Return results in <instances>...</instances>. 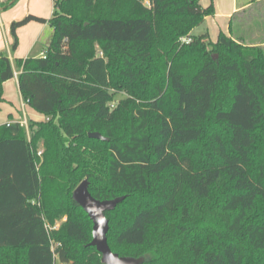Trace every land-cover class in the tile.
I'll use <instances>...</instances> for the list:
<instances>
[{"label": "trees", "instance_id": "obj_1", "mask_svg": "<svg viewBox=\"0 0 264 264\" xmlns=\"http://www.w3.org/2000/svg\"><path fill=\"white\" fill-rule=\"evenodd\" d=\"M213 14L200 0H59L48 20L10 24L11 51L29 22L52 35L16 60L23 101L47 120L0 126V264H102L72 200L83 180L97 200L124 197L105 212L120 257L264 264V49L231 35L238 13L216 42L191 34ZM13 76L1 51L0 103ZM117 90L132 97L124 140L106 129Z\"/></svg>", "mask_w": 264, "mask_h": 264}, {"label": "crops", "instance_id": "obj_2", "mask_svg": "<svg viewBox=\"0 0 264 264\" xmlns=\"http://www.w3.org/2000/svg\"><path fill=\"white\" fill-rule=\"evenodd\" d=\"M43 1L45 2L44 10ZM10 2L11 0H0V52H6L14 72L13 78L2 85L4 101L0 103V126L6 123H19L22 120L26 121L27 125L30 121L47 120L44 115L36 113L23 101L18 87L19 70L16 60L40 57L50 41L52 30L47 23L29 22L17 29V48L11 51L10 24L20 21L27 15L48 20L52 17L53 3L51 0H21V3L17 2L8 7L7 4ZM210 2L212 5L215 4L216 16L213 14L206 17L200 26L191 31V34L195 36L207 34L208 39L215 42L214 38L220 32L229 33L230 19L233 15L238 13L239 16L242 12L246 13L264 0H214V2L200 0L203 7H207ZM197 29H199L198 33L194 34ZM46 33L47 36L44 39ZM260 45L264 46V43Z\"/></svg>", "mask_w": 264, "mask_h": 264}, {"label": "rangeland", "instance_id": "obj_3", "mask_svg": "<svg viewBox=\"0 0 264 264\" xmlns=\"http://www.w3.org/2000/svg\"><path fill=\"white\" fill-rule=\"evenodd\" d=\"M206 1V0H203ZM18 3H21V0L17 1ZM16 2V3H17ZM52 2V0H51ZM214 2V0H212ZM45 2L43 1V10H44ZM213 11L214 16H216V10H215V4H213ZM232 29L233 33H231L234 37H240L243 36L244 42H247V44L250 45H257L261 44V42L264 41V2H261L257 5H255L251 10L244 13L242 12L241 15L237 17V19L232 23ZM198 30L194 31V34L198 33ZM229 34V33H228ZM235 34V35H233ZM47 36V33L43 37ZM195 36V35H194ZM217 37L214 38V41L216 42ZM264 49V46H262ZM114 97L110 104H108L109 113H112L114 116L113 120H109L106 124V129L111 133V136L116 139L124 140L126 137V110L130 109L132 107V102L129 99H132L126 92L122 90L113 91ZM220 94L216 98V108L220 107V103H218L219 100L221 102L224 100ZM127 101H130L129 103ZM136 104H140L139 101L135 102ZM111 105H113L111 107ZM124 106V108L121 106ZM94 109H91L87 112H83L82 116H73L71 117H63L62 121L64 123H73L74 121L79 122L82 119H87L92 117V113ZM205 128L207 131V136L205 137L204 141L202 140L199 144V149H202L203 144L210 146L211 138L210 134L212 131V128H214L212 122L210 119H208L205 123ZM104 129V128H103ZM61 224V221H58L56 223V226H59ZM121 249H124L122 247ZM130 250H134V248H129Z\"/></svg>", "mask_w": 264, "mask_h": 264}, {"label": "water", "instance_id": "obj_4", "mask_svg": "<svg viewBox=\"0 0 264 264\" xmlns=\"http://www.w3.org/2000/svg\"><path fill=\"white\" fill-rule=\"evenodd\" d=\"M216 55L212 59H216ZM88 138L107 141L108 138L99 132L88 133ZM124 197L100 201L91 196L88 191V181L83 180L73 191L72 200L86 213L92 222L91 241L89 246L95 247L101 256L102 264H143L147 257H120L111 251L107 243L108 221L105 212L112 211Z\"/></svg>", "mask_w": 264, "mask_h": 264}, {"label": "built area", "instance_id": "obj_5", "mask_svg": "<svg viewBox=\"0 0 264 264\" xmlns=\"http://www.w3.org/2000/svg\"><path fill=\"white\" fill-rule=\"evenodd\" d=\"M59 0H52V3L54 4V3H56V2H58ZM181 42L182 43H189L190 42V39L189 38H182L181 39ZM42 55H43V53H42ZM41 55V56H42ZM113 105H111V107H112ZM19 124H20V126H22V127H24L25 129H27V123H26V121H24V120H22V121H20L19 122ZM37 155L38 156H41V151H39L38 153H37Z\"/></svg>", "mask_w": 264, "mask_h": 264}]
</instances>
